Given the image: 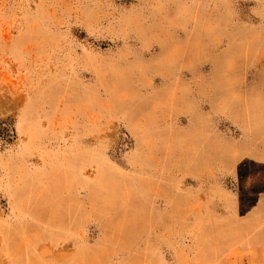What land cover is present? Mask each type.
<instances>
[{
  "label": "rangeland",
  "instance_id": "obj_1",
  "mask_svg": "<svg viewBox=\"0 0 264 264\" xmlns=\"http://www.w3.org/2000/svg\"><path fill=\"white\" fill-rule=\"evenodd\" d=\"M261 132L264 0H0V264H264Z\"/></svg>",
  "mask_w": 264,
  "mask_h": 264
},
{
  "label": "crops",
  "instance_id": "obj_2",
  "mask_svg": "<svg viewBox=\"0 0 264 264\" xmlns=\"http://www.w3.org/2000/svg\"><path fill=\"white\" fill-rule=\"evenodd\" d=\"M183 112V110H177L175 109L174 114H172V116H178L181 115ZM166 132L169 135V137H166V141H169L173 136L175 138V140H179L182 139V135H173L172 133L170 134V130L171 132H174V126L169 122L166 123ZM171 128V129H170ZM188 128V125L185 127ZM184 134V130H181ZM176 132V130H175ZM185 135V134H184ZM193 137L196 139V147H197V153H196V159L195 162H192L189 157L187 156L186 153L184 152H180V153H176V155L172 154V150L169 151L168 153L166 152V155L164 157L165 160V169H164V175L166 176L167 173H171L174 174L176 173L173 170H177L180 171L179 174H183L184 178L187 180L188 177H190V170H197V173H201L204 170L203 164L200 162V157H199V147H200V138H199V131L196 132V134L193 135ZM184 139V138H183ZM247 147L245 148L246 151L248 150V152H246V156H248L249 158H252L251 160L255 161L257 164H262L264 162V134L258 133V134H250L248 136L247 139ZM160 161L155 159V163L159 164ZM191 163H193L194 165H192ZM202 164V166H201ZM213 164V163H212ZM157 167V166H156ZM217 170L215 165H209L207 170ZM41 170H56V169H50L47 165L43 166L41 168ZM60 170V169H59ZM159 170H154L155 174H158ZM200 175V174H199Z\"/></svg>",
  "mask_w": 264,
  "mask_h": 264
}]
</instances>
